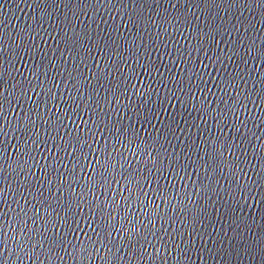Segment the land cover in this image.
Returning a JSON list of instances; mask_svg holds the SVG:
<instances>
[{"label": "water", "instance_id": "95a60500", "mask_svg": "<svg viewBox=\"0 0 264 264\" xmlns=\"http://www.w3.org/2000/svg\"><path fill=\"white\" fill-rule=\"evenodd\" d=\"M0 264H264V0H0Z\"/></svg>", "mask_w": 264, "mask_h": 264}]
</instances>
